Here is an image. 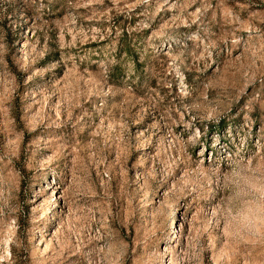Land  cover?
<instances>
[{
    "label": "rangeland",
    "instance_id": "1",
    "mask_svg": "<svg viewBox=\"0 0 264 264\" xmlns=\"http://www.w3.org/2000/svg\"><path fill=\"white\" fill-rule=\"evenodd\" d=\"M0 264H264V0H0Z\"/></svg>",
    "mask_w": 264,
    "mask_h": 264
},
{
    "label": "trees",
    "instance_id": "2",
    "mask_svg": "<svg viewBox=\"0 0 264 264\" xmlns=\"http://www.w3.org/2000/svg\"><path fill=\"white\" fill-rule=\"evenodd\" d=\"M126 50V52H128V54H130V51H129V49L127 50V49H125Z\"/></svg>",
    "mask_w": 264,
    "mask_h": 264
}]
</instances>
